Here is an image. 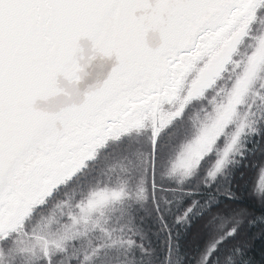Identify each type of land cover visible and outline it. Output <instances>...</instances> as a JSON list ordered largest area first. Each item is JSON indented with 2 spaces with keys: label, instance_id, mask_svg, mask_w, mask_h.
<instances>
[{
  "label": "snow or ice",
  "instance_id": "snow-or-ice-1",
  "mask_svg": "<svg viewBox=\"0 0 264 264\" xmlns=\"http://www.w3.org/2000/svg\"><path fill=\"white\" fill-rule=\"evenodd\" d=\"M82 39L107 78L38 107L75 90ZM259 238L264 0H0V264H255Z\"/></svg>",
  "mask_w": 264,
  "mask_h": 264
},
{
  "label": "water",
  "instance_id": "water-1",
  "mask_svg": "<svg viewBox=\"0 0 264 264\" xmlns=\"http://www.w3.org/2000/svg\"><path fill=\"white\" fill-rule=\"evenodd\" d=\"M146 39L149 46L154 47L159 43V34L150 31ZM79 45L83 50V58L79 59L83 70L80 74L81 79L75 85V90L63 77H58V85L64 88L68 95L62 92L55 97H50L47 101H38V107L55 111L65 106L66 103L79 102L83 99L85 91L92 86L102 83L107 78L116 63L115 56H103L99 53L92 55L91 41L86 39L80 40ZM89 56H92V58L89 59ZM19 71L24 72L25 68L21 66Z\"/></svg>",
  "mask_w": 264,
  "mask_h": 264
},
{
  "label": "rangeland",
  "instance_id": "rangeland-1",
  "mask_svg": "<svg viewBox=\"0 0 264 264\" xmlns=\"http://www.w3.org/2000/svg\"><path fill=\"white\" fill-rule=\"evenodd\" d=\"M71 201L72 193L65 196L64 200H58L57 204L52 205L48 208L46 214L39 215V218L35 221V224L32 225L36 229V246L48 244H53L56 237L50 235L48 224L49 222H54L58 220L61 215L67 214L71 215ZM47 237V239H45Z\"/></svg>",
  "mask_w": 264,
  "mask_h": 264
},
{
  "label": "trees",
  "instance_id": "trees-1",
  "mask_svg": "<svg viewBox=\"0 0 264 264\" xmlns=\"http://www.w3.org/2000/svg\"><path fill=\"white\" fill-rule=\"evenodd\" d=\"M71 190L66 194H71ZM48 209L45 210V213L47 212ZM45 213H41L40 215H43ZM36 239H33L31 241H27V246L31 247L33 245H36ZM249 254L251 257L254 259L255 264H264V238H259L256 239L251 247L249 248ZM23 264H31V258L29 254L25 255Z\"/></svg>",
  "mask_w": 264,
  "mask_h": 264
}]
</instances>
